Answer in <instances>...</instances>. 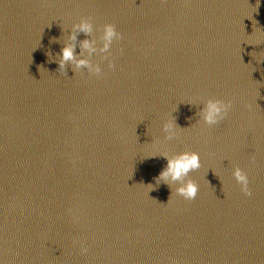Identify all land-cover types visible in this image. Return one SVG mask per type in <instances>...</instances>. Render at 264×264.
I'll list each match as a JSON object with an SVG mask.
<instances>
[{"label": "water", "instance_id": "1", "mask_svg": "<svg viewBox=\"0 0 264 264\" xmlns=\"http://www.w3.org/2000/svg\"><path fill=\"white\" fill-rule=\"evenodd\" d=\"M182 151L194 200L156 183ZM0 264H264V0H0Z\"/></svg>", "mask_w": 264, "mask_h": 264}, {"label": "clouds", "instance_id": "2", "mask_svg": "<svg viewBox=\"0 0 264 264\" xmlns=\"http://www.w3.org/2000/svg\"><path fill=\"white\" fill-rule=\"evenodd\" d=\"M72 29L73 34L70 39L75 41L76 33L91 34L94 31V25L91 22V18H82L79 23L72 26ZM120 39H122V35L117 31L114 24H104L102 34L99 36V41L102 44L101 47H97L96 40H85L82 43V49L87 51L88 58L77 59L75 46L68 44L61 50L59 68L66 74L68 62H72L74 71L87 69L89 73L99 75L102 71L101 67L98 64H93L90 58L96 53L110 54L113 42L119 41ZM103 58L108 59V56L105 55ZM109 66H112L111 62ZM231 107L232 104L230 101L225 102L219 99H209L201 109V119L209 127L216 126L226 118ZM176 129L177 127L173 122H166L163 125V131L169 140L175 138L177 134ZM165 158L168 161L167 166L156 178L157 185L161 182L168 184L178 183L179 186L175 189L176 193L186 200H194L198 194V185L192 179L186 178L189 177V173L201 167L200 154L195 151H182L170 158L165 154ZM233 176L240 185L241 191L245 195L251 196L252 192L249 188V178L246 172L240 167H236L233 171ZM82 251L86 252L87 250L82 249Z\"/></svg>", "mask_w": 264, "mask_h": 264}]
</instances>
